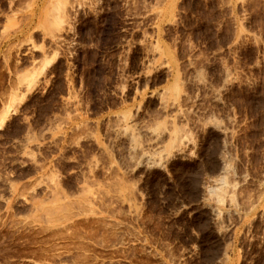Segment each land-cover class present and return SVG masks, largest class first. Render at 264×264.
<instances>
[{
    "label": "rangeland",
    "instance_id": "obj_1",
    "mask_svg": "<svg viewBox=\"0 0 264 264\" xmlns=\"http://www.w3.org/2000/svg\"><path fill=\"white\" fill-rule=\"evenodd\" d=\"M170 1L0 0V264H264V0Z\"/></svg>",
    "mask_w": 264,
    "mask_h": 264
},
{
    "label": "crops",
    "instance_id": "obj_2",
    "mask_svg": "<svg viewBox=\"0 0 264 264\" xmlns=\"http://www.w3.org/2000/svg\"><path fill=\"white\" fill-rule=\"evenodd\" d=\"M175 4H176V0H171V1L168 3L167 8H166L165 11H164V17H165L166 19H168L169 21H171V20H172V17L174 16ZM114 110H115V109L112 108L111 111H114ZM109 113H110L109 110H106L103 114H101L100 117L98 116L97 118L102 119V118H104L106 115H108Z\"/></svg>",
    "mask_w": 264,
    "mask_h": 264
},
{
    "label": "flooded vegetation",
    "instance_id": "obj_3",
    "mask_svg": "<svg viewBox=\"0 0 264 264\" xmlns=\"http://www.w3.org/2000/svg\"><path fill=\"white\" fill-rule=\"evenodd\" d=\"M20 264H50V263H48V262H35V261L26 260L25 262H22Z\"/></svg>",
    "mask_w": 264,
    "mask_h": 264
},
{
    "label": "bare ground",
    "instance_id": "obj_4",
    "mask_svg": "<svg viewBox=\"0 0 264 264\" xmlns=\"http://www.w3.org/2000/svg\"><path fill=\"white\" fill-rule=\"evenodd\" d=\"M50 214V213H49ZM55 233V232H54Z\"/></svg>",
    "mask_w": 264,
    "mask_h": 264
}]
</instances>
